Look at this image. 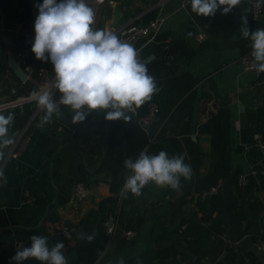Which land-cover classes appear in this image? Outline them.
<instances>
[{
  "label": "crops",
  "instance_id": "1",
  "mask_svg": "<svg viewBox=\"0 0 264 264\" xmlns=\"http://www.w3.org/2000/svg\"><path fill=\"white\" fill-rule=\"evenodd\" d=\"M42 1L7 0L8 8L0 13V56L2 53L7 54V65L2 67L0 64V113L7 116L11 113L9 111L18 106L23 107L26 102H31V107H34L28 121L30 128L25 146L20 147L17 155H14L12 147L20 129L9 131L12 143L4 149L5 158L0 160V171L4 173L0 178V264H17L11 260L18 248L16 240H22L24 246H30L31 236H44L46 231L60 233L66 225L74 228V236L70 237L64 249L68 264H86L78 262V246L86 236L82 219L90 209L97 207L102 198L112 193L108 175L94 171L108 157L127 158L126 138L137 119V110L135 113H128L131 117L128 122L106 121L101 110L97 109L84 122L73 123L74 113L70 106L61 105L62 115L59 118L53 115L50 122L38 127L44 112L30 99L31 93H24L20 89L22 79L9 66V61L18 58L12 48L16 38L27 34L35 36L33 22L38 10L34 5ZM157 1L87 0L95 13L92 27L96 29L107 28L114 31L132 17L154 9L156 15H163L159 31L139 37L133 45L138 50V58L153 57L147 64V69L154 79L184 71L202 77L196 88L193 106L177 129V135L184 141L183 145L191 138L202 147L199 176L205 175L213 167L212 135L201 131V125L212 114L220 112L224 104L228 106L231 139L226 157V172L219 191L223 196L224 206L221 211L213 214L223 220L214 233L221 242L201 258V264H222L228 247L240 249L243 253L253 249L238 246L237 242L246 235L253 238L248 224L252 198L258 197L264 204V155L258 143L259 133L254 129L249 113L264 103V77L257 80L251 72L244 69L239 60L245 49L251 46V41L243 38L239 32L241 15L247 9L248 26L250 30H256L264 28V14L260 19L254 20L250 0H241L226 15L218 10L214 17L197 16L191 11L190 2L182 5V0H165L161 8H156L154 4ZM201 29H206L208 33L203 42L196 38ZM48 64L53 72V65L50 62ZM53 75L55 77L54 72ZM54 99L58 101L59 97ZM160 145L166 147L163 151L170 157H178L173 145L156 140L155 135L151 136V144L145 151L151 154L152 149ZM185 150H188L187 146ZM81 163L87 164L93 173L90 176V195L79 200L75 196V190L80 180ZM253 168L257 172L250 181L239 187L237 174H250ZM33 175L35 177L31 178ZM197 197L198 193L184 196L181 187L173 190L170 187H159L150 181L125 206L130 217L145 218L142 226L136 229L135 238L126 239V228L119 227L95 264H109L116 258L131 257L146 249L162 248L168 244L175 245L182 252L179 257H182L184 264H191L197 254L187 247V241L181 232L167 239H154L150 234L156 225L157 228L164 226L163 228L173 230L185 228L191 218L200 220L202 212L197 209ZM164 204L169 207L153 216L155 210ZM174 206H178V209L168 213L167 210ZM240 206H243L247 214L243 219L237 215ZM48 213H55L58 218L46 220ZM259 220L264 221V208ZM200 221L203 226H209L208 220ZM244 257L247 264H250L246 253ZM37 263L39 261L35 259L21 262Z\"/></svg>",
  "mask_w": 264,
  "mask_h": 264
},
{
  "label": "clouds",
  "instance_id": "2",
  "mask_svg": "<svg viewBox=\"0 0 264 264\" xmlns=\"http://www.w3.org/2000/svg\"><path fill=\"white\" fill-rule=\"evenodd\" d=\"M191 11L197 16L214 17L218 10L222 15L230 13L241 0H189ZM35 37L31 51L39 60L53 65L55 77L50 86L33 91L30 99L44 112L39 126L51 121L53 115H62L61 105L70 106L73 123H82L94 110H101L106 121H130L128 113L137 108L154 93L159 92L153 76L148 74L147 64L153 57L140 59L133 44L122 40L110 29H96L94 10L87 0H43L34 5ZM223 6V7H222ZM241 15V36L251 41V67L264 73V28L250 30L247 9ZM59 92V100L54 99ZM13 115L0 113V160L4 149L12 143L9 126ZM184 156L170 157L166 151L150 155L141 150L135 158H128L124 165L128 170L122 192L139 195L150 181L159 187L179 190L181 177L190 179L192 169L184 162ZM4 176L0 171V178ZM6 182V180H5ZM88 241L94 235H87ZM30 246L17 248L11 260L21 264L35 259L40 264H68L63 242L49 246L44 236L33 235ZM118 264H125L123 258ZM137 264H142L138 261Z\"/></svg>",
  "mask_w": 264,
  "mask_h": 264
},
{
  "label": "trees",
  "instance_id": "3",
  "mask_svg": "<svg viewBox=\"0 0 264 264\" xmlns=\"http://www.w3.org/2000/svg\"><path fill=\"white\" fill-rule=\"evenodd\" d=\"M7 8V0H0V13ZM155 16L156 9L146 12L144 18L149 20ZM23 39V35L19 36L15 39L14 44H12V48L16 54H18L22 46ZM250 47L251 46H248L247 49ZM6 55L7 54L2 53L0 56V64L2 67L7 65ZM28 61L34 67V75H38L40 60L35 57L32 51L30 52ZM263 77L264 73L259 79ZM201 79V76L195 75L189 71H184L165 78H156L155 83L160 90L154 93L151 99L146 100L137 108V119L126 138L127 158L135 159L141 150L145 151L146 147L150 146L151 135L141 125L140 120L148 113L149 102L155 100L160 109L159 120L155 123L157 127L154 134L155 138L163 143H170L173 145L178 152V156L183 155L185 158L184 162L191 166L192 176L187 180L181 177V188L184 191V196L198 193L196 206L198 211L202 212L200 220H208L210 223L208 227H205L201 224L200 220L197 221L191 218L185 228L168 230L163 228L164 226L157 228L156 225L153 227L150 235L154 239H167L175 233L181 232L185 236L187 247L193 253L197 254L191 264H201V258L209 254L212 248L214 246L216 247L221 242V239L214 233L216 227L220 226L223 220L214 217L213 214L215 211L219 212L223 209V196L219 191H216L202 197L201 191L211 188L220 177L224 176L226 172V157L231 139L229 108L224 104L220 112L212 114L209 119L201 125V131H207L212 135L211 155L213 167L205 175L199 176V165L203 154L202 147L198 141L191 138H188L184 143L185 145H183L184 141L182 142V139L177 135V129L180 127L182 118L193 106V101L197 94L196 88ZM20 89L23 91L22 87H20ZM59 96V92L54 93L55 98ZM30 104L31 102H26L23 107L18 106L14 108L13 111H9L14 115L13 123L9 126V131L21 129L29 121L34 109ZM249 113L254 129L264 140V103L250 110ZM186 146L188 150H185ZM164 149H166V147L162 145L154 147L150 155L158 154ZM124 161L125 159L122 157H108L102 160L94 171V173L104 172L108 175L112 193L102 198L98 202L97 207L90 209L82 219L86 236L78 246L79 263L95 264L108 247L109 237L103 225L105 218L113 215L117 220L118 228L138 229L144 223V217H130L125 208L127 203L132 201L134 194L131 192L124 194L122 192L126 174H130L124 165ZM79 172L80 180L85 181L87 184L92 182L90 176L93 171H91L87 164L81 163ZM251 177L252 176L248 178V181H250ZM182 201H184V198ZM263 208L264 204L262 200L258 197L252 198L250 201L251 211L249 213L248 224L251 228L253 239H256L258 236L264 238V221L261 222L259 220V215ZM177 209L178 206H174L171 210H167V212L171 213ZM237 215L240 219L247 216L245 210H243V206H240L237 210ZM57 218L58 215L55 213H48L45 217L46 220H55ZM87 235H94V239L89 242L86 238ZM44 237H46L50 247L58 242H63L66 246L70 241V238L63 232L46 231ZM227 250L228 252L222 264H247L244 253L247 254L250 264H263L254 249L244 253L240 249L236 250L231 247H228ZM179 254L181 255L182 252L175 245L168 244L162 248L155 247L146 249L137 255L123 258V260L125 264H137L138 261H142V264H184ZM255 258H257V260H255ZM120 259L121 258H116L109 264H118ZM37 264H40V262Z\"/></svg>",
  "mask_w": 264,
  "mask_h": 264
},
{
  "label": "built area",
  "instance_id": "4",
  "mask_svg": "<svg viewBox=\"0 0 264 264\" xmlns=\"http://www.w3.org/2000/svg\"><path fill=\"white\" fill-rule=\"evenodd\" d=\"M104 1V0H98ZM43 2V1H42ZM189 0H182L181 4L186 5ZM165 4V0H158L154 7L161 8ZM250 4L252 7V18L254 20L260 19L264 14V1L263 0H250ZM142 12L130 20L122 24L120 27L116 28L113 32H115L122 40L127 41L130 44H133L135 40H137L141 36L155 34L159 31L162 25L163 15H156L154 18L145 21L143 18ZM34 35L27 34L24 36L22 46L18 52V58L21 60V65L23 70L26 72L27 76L22 80V88L24 93H32L33 91H37L41 88L48 87L54 80V75L48 62L40 60L38 75H34V67L29 63L28 58L30 56L32 43L34 41ZM208 37V33L206 29H201L197 32L196 38L199 42H203ZM252 48L246 49L240 56L239 60L245 70L251 72L257 80L263 73L256 72L252 67L253 58L251 56ZM55 93V92H54ZM159 105L155 100H151L149 102V110L146 115H144L140 123L144 127L146 131H148V127L150 125H155V123L159 120ZM28 127L29 122H27L20 130H18V135L14 141L12 149L15 151L14 155H17L20 147L23 148L28 140ZM149 132V131H148ZM260 136V135H259ZM259 146L261 147L262 153L264 155V140L261 136L258 139ZM257 172L255 168L251 169L250 174L246 172H240L237 175V184L239 187L244 186L248 182V178L254 175ZM223 185V177H220L215 185H213L209 189H205L201 191V196L205 197L212 192L220 191ZM91 193L90 184H87L83 180H79L76 184L75 196L77 199L81 200L89 196ZM103 225L106 231V234L109 237V244L111 240L115 237L118 224L117 220L114 216H110L105 218L103 221ZM63 233L67 237L74 236V228L70 225H66L63 228ZM136 229H125L124 236L128 240H133L136 236ZM254 242V251L257 254L258 258L264 262V238L262 236H258L256 239H253ZM108 244V245H109ZM16 247L20 248L24 246V241L16 240Z\"/></svg>",
  "mask_w": 264,
  "mask_h": 264
},
{
  "label": "water",
  "instance_id": "5",
  "mask_svg": "<svg viewBox=\"0 0 264 264\" xmlns=\"http://www.w3.org/2000/svg\"><path fill=\"white\" fill-rule=\"evenodd\" d=\"M9 66L14 70V72L16 73V75L20 78V79H25L27 74L26 72L23 70L22 65H21V60L19 58H15V59H11L9 61ZM157 130V127L155 125H150L148 127V131L150 133L151 136H153L155 134ZM128 159V158H126ZM125 159V160H126ZM39 172H37L38 175ZM35 177V175L31 176ZM30 179V178H29ZM169 205L168 204H164L163 206H160L159 208H157L153 214V216H156L157 214H160L162 211H164L166 208H168ZM152 216V217H153ZM238 246H241L243 248H248V247H254V242L251 239V237L249 235L244 236L241 240H239L237 242Z\"/></svg>",
  "mask_w": 264,
  "mask_h": 264
},
{
  "label": "rangeland",
  "instance_id": "6",
  "mask_svg": "<svg viewBox=\"0 0 264 264\" xmlns=\"http://www.w3.org/2000/svg\"><path fill=\"white\" fill-rule=\"evenodd\" d=\"M29 126H30V124H29ZM28 129H29V127H28Z\"/></svg>",
  "mask_w": 264,
  "mask_h": 264
}]
</instances>
